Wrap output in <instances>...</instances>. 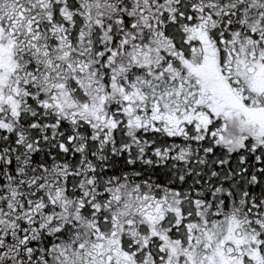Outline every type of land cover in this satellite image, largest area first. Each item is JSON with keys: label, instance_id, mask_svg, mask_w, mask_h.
<instances>
[{"label": "snow or ice", "instance_id": "1", "mask_svg": "<svg viewBox=\"0 0 264 264\" xmlns=\"http://www.w3.org/2000/svg\"><path fill=\"white\" fill-rule=\"evenodd\" d=\"M0 264H264V0H0Z\"/></svg>", "mask_w": 264, "mask_h": 264}]
</instances>
